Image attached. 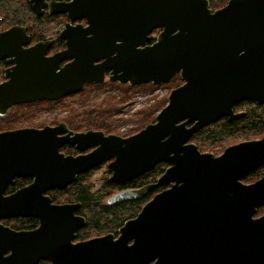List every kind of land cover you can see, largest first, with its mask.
<instances>
[{
    "label": "water",
    "instance_id": "obj_1",
    "mask_svg": "<svg viewBox=\"0 0 264 264\" xmlns=\"http://www.w3.org/2000/svg\"><path fill=\"white\" fill-rule=\"evenodd\" d=\"M27 1L40 16L42 0ZM49 12L67 13L70 21L61 33L74 37L67 80L55 90L52 77H46L49 87L42 88L37 75L16 71L0 86V98L5 89L9 106L75 94L84 84L103 83L107 70L108 81L121 85L157 86L175 75L182 84L170 91L154 122L124 138L88 131L50 143L53 129L0 133V218L28 215L41 221L30 233L0 231V264L40 259L51 264H264V214L256 217L264 207V172L243 183L264 166V135L217 156L189 142L222 118H243L244 113H234L235 105L264 104V0H228L214 11L208 0H72ZM81 20L86 26H71ZM17 31L24 33L21 28L1 35ZM6 108L0 107V114ZM80 141L88 142L81 150L95 149L76 158L58 154L61 144ZM105 162L111 172L107 180L114 184L167 165L155 183L115 194L109 204L165 188L123 223L116 238L110 234L75 245L56 241L54 234L75 230L63 223L78 206L52 204L44 193L65 188L77 174ZM13 177H34V182L3 197ZM27 238L33 241L22 244Z\"/></svg>",
    "mask_w": 264,
    "mask_h": 264
},
{
    "label": "flooded vegetation",
    "instance_id": "obj_2",
    "mask_svg": "<svg viewBox=\"0 0 264 264\" xmlns=\"http://www.w3.org/2000/svg\"><path fill=\"white\" fill-rule=\"evenodd\" d=\"M70 2H72V0H42L40 6V12H42V14L38 16L33 10L30 9V5L27 0H0V86H5L11 80L10 76L18 71L22 74L37 75L40 80H36V85L42 88L49 87L48 82L44 78L52 77L53 83L51 87H54L55 90H59V88L61 87L59 86V84H61L63 78L65 79V81L67 80V70H69V66H71L74 61V47L72 45L74 37L61 36L62 31L66 27V24L70 23L67 17V13L51 14L49 11L51 9H55L60 4H69ZM24 13H27L29 15V19L23 20ZM33 18H43L46 24L49 23L48 30L44 35L38 36L33 33ZM76 24H82L83 26H86L85 20L75 21L71 23V26ZM21 28L24 29L23 34L20 31H17L11 36L1 35L8 30ZM158 32L159 30H156L157 34ZM156 35H154V33H151V37L154 39ZM99 63L94 62V66ZM108 73L109 70L105 72L103 83L98 84L92 82L84 84L83 88L79 92L75 94H66L56 99L44 98L40 100L19 102L17 104L9 106V102L7 100L9 94L5 91V89H3L4 93L2 94L3 98H0V107L7 108L2 114H0V133L29 129L38 131L43 129H53L55 131L50 132L49 136H47V141H49L50 143H58L60 140H63L65 138H72L75 133H84L88 131L102 132L105 136L116 135L123 138L130 136H123L112 132H107L104 129H82L81 127H77V125L73 124L71 105H73L74 98L77 95L88 89L96 91L97 88L102 87L103 85H107L109 87L114 83L119 84L117 82L108 81ZM54 80L57 81V84L54 83ZM237 105H235L233 108L234 113L241 112L245 114L244 111L238 110L239 108L236 107ZM46 116H48V120L46 119ZM261 137L257 139H260ZM189 142L193 143L191 139ZM87 143L88 142L86 141H80L75 144L65 142L59 146L58 154L62 155L63 157L72 158L87 155L95 149V147H91L86 148L85 150H81V148L86 147ZM102 166H106L108 169V162H105L84 173L77 174L75 176V179L71 183L67 184L63 189H58L55 187L47 190L44 193V196H48L51 199L52 204H69L78 206L77 209L73 212V215H67L68 219L63 223L67 230L68 225L72 228L75 227V230L70 235L54 234L53 237L56 241L63 242L66 239V241L68 240V242L70 241L72 245H75L110 234L114 238L118 236V231L121 227H118L115 231H112L113 229L109 227L108 231L101 232L97 231L94 227H90L91 225L88 224L87 215H85L80 209V202L63 200L60 201L61 203H57L53 200V198H56V192H64L65 189L74 184L79 177L82 178L81 184L84 187L88 186L87 180L85 178L90 173L97 171ZM157 177L154 180L148 181L139 187H122L123 185H125V183L129 182L116 184L120 186L117 190H115L114 195L125 190L138 189L148 184L155 183ZM33 182L34 177H13L11 182L6 184L2 192L3 197H8L18 190L27 188ZM164 188L165 187H158L148 193H150L153 197L156 193L160 192ZM114 195H111V197ZM55 224L58 225L61 223L55 222ZM100 225H103V221L100 223ZM40 226V218L35 216L22 215L0 218V231L5 232L7 230L8 232H10L8 233L9 235L11 233L19 234L34 232L38 230ZM6 236L7 235H4V237ZM2 239L3 238L1 237L0 240ZM32 241L33 239L27 238L23 241L22 244H30ZM10 254V251L5 252L3 254V258L9 257ZM35 264L51 263L46 259H40Z\"/></svg>",
    "mask_w": 264,
    "mask_h": 264
},
{
    "label": "rangeland",
    "instance_id": "obj_3",
    "mask_svg": "<svg viewBox=\"0 0 264 264\" xmlns=\"http://www.w3.org/2000/svg\"><path fill=\"white\" fill-rule=\"evenodd\" d=\"M173 78L170 82L157 86L152 84L121 85L114 83L109 87L103 85L97 88L96 91L88 89L74 98V103L71 105L73 124L82 129H104L107 132L123 136L131 135L146 124L154 122L157 113L166 105L170 91L182 84L179 75H175ZM238 110L245 111L247 106L240 107ZM46 119L48 120V116H46ZM263 133L264 126L262 133H259L253 131L250 126L238 125L237 128L229 131L224 138L218 141L203 140L201 142L197 141L199 144L196 141H193V143L198 144L201 152L211 153L215 156L220 155L228 146L251 138L257 139ZM107 171H109L107 167L102 166L85 178L88 186L92 187V191H103L105 179L109 178ZM248 183H252V181ZM115 190L107 191L110 197L114 195ZM106 199L102 201L103 204H106ZM63 200L65 199L61 196L59 201Z\"/></svg>",
    "mask_w": 264,
    "mask_h": 264
},
{
    "label": "trees",
    "instance_id": "obj_4",
    "mask_svg": "<svg viewBox=\"0 0 264 264\" xmlns=\"http://www.w3.org/2000/svg\"><path fill=\"white\" fill-rule=\"evenodd\" d=\"M227 1L228 0H208L209 7L213 11L216 7V9L223 7L227 3ZM28 16L29 15L27 13H24L23 20L29 19ZM32 21L33 33L38 36L44 35L45 32L48 30L49 23L46 24L43 18H33ZM155 34L156 33L154 32V35ZM152 41H154V38H152ZM243 106H247V110L244 111L245 115L243 118L232 122H228L227 119L222 118L216 123L201 129L197 134L192 136L191 141H218L224 138L229 133V131L233 130L234 128H237L238 125L250 126L253 131H258L259 133H262L264 126L262 125L264 124V104L258 105L254 102H243L237 105L236 107L240 108ZM248 140H253V138ZM197 143L195 145L199 150V143ZM166 167L167 166L165 164L160 163L156 165L152 171L138 177L137 179L129 183H125V185H123L122 187H139L148 181L154 180L157 176L162 175ZM263 170L264 166H261L260 168L249 174L247 177H245L243 179V183L246 182L245 184H249L248 182L250 181H256L261 177ZM107 172L110 174V171ZM81 181L82 178L79 177L78 180L69 188L65 189L64 192H56V198H53V200L57 203H61L59 199L62 196L67 201L69 200L71 202H80V209L88 217V224L91 225L90 227H94L99 232L108 231L109 227L113 229L110 230L115 231L118 227H121L126 220L134 218L139 213L142 206L152 198V195L150 193H145L136 199L119 201L109 205L108 200L110 199V196L107 191L115 189L117 190L120 185H116L105 179L103 191H92V187H84L81 184ZM105 199V203H107L108 205L102 203V201H104ZM262 214H264V207L258 209L256 215ZM102 221L103 225H100Z\"/></svg>",
    "mask_w": 264,
    "mask_h": 264
}]
</instances>
